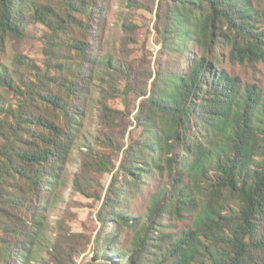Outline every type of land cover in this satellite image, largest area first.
<instances>
[{
	"label": "trees",
	"instance_id": "1",
	"mask_svg": "<svg viewBox=\"0 0 264 264\" xmlns=\"http://www.w3.org/2000/svg\"><path fill=\"white\" fill-rule=\"evenodd\" d=\"M46 1L0 0V40L24 38L28 24L35 22L51 31V53H74V60L58 59L34 79L25 77L21 68L37 67L19 53L13 66H0V264H75L73 244L81 236L61 222L49 243L42 227L32 229L29 213L31 203L41 200V187L54 183L56 165L66 151L65 134L75 114L72 100L81 95L77 88L90 58L89 28L100 0ZM256 14L244 0H166L160 30L164 47L178 39L182 51V43L195 35L201 54L189 60L185 72H158L150 90L135 92L140 99L136 124L147 128L152 115L159 114L161 128L153 133L148 129L147 140L129 145L118 169L123 174L145 170L138 164L148 167L146 160H136L135 153L147 149L154 154L151 167L160 170L163 161L172 181L154 196L128 262L121 264L140 263L149 253L150 236L165 213L176 218L193 213L194 218L178 234L159 230V240L167 245L150 264H264V102L257 85L242 87L237 77L211 63L224 41L239 61L264 58V28L256 25ZM123 28L134 33L136 25L124 23ZM100 65L105 74L125 81V95L135 91L133 75L124 65L111 57ZM122 117L102 101L101 125L114 129ZM122 148L115 138L97 135L95 145L82 153L74 190L100 200L95 177L113 169L109 152ZM186 171L188 183L183 181ZM116 181L102 199L104 229L131 224L117 211ZM108 234L98 237L96 246L102 249L103 243L116 240ZM38 252L47 257L36 256ZM107 252L103 249L102 256Z\"/></svg>",
	"mask_w": 264,
	"mask_h": 264
},
{
	"label": "rangeland",
	"instance_id": "2",
	"mask_svg": "<svg viewBox=\"0 0 264 264\" xmlns=\"http://www.w3.org/2000/svg\"><path fill=\"white\" fill-rule=\"evenodd\" d=\"M244 1L248 2L250 8L257 13L256 25L264 28V0ZM35 2L48 3L46 0H35ZM50 3L56 4V2ZM165 8L166 0H100L97 13L91 22L88 42L90 58L84 65L82 79L77 88L81 90V95L72 100L75 114L73 127L65 134L66 151L56 165L57 169L54 173L56 179L52 181L54 183H47L41 187V200L31 203L32 210L29 213V220L33 223L32 229L37 230L38 226L42 227L44 240H48L49 243L57 234L61 222L65 224V228L81 234L73 244L76 249L75 264L128 262L132 253L131 243L142 229L154 196L164 192L172 181V174L165 168L163 161H160V170L151 167L149 157H154V154H150L147 149L138 148L135 153L136 160H146L148 167H145L141 161L138 164L146 168L145 170H130L127 174H123L118 169L124 150L129 145L147 140L148 129L153 133L161 128L159 114L152 115L147 128L136 124L134 116L140 99L136 97L135 92L150 90L152 80L158 72L173 74L185 72L189 60L201 54L195 35L182 43L181 46L184 48L182 51L178 49L180 47L178 39H175L169 49L164 47L160 30ZM124 23L135 24L134 33L124 30ZM50 34L51 31L42 24L30 22L24 38L14 39L5 36L0 40V66H13V56L19 53L37 67L21 68L25 77L34 79L45 75L48 71L47 67L58 59L74 60L72 56L74 53L70 55L64 49L59 52L53 49L54 51L50 52L53 46L48 42ZM109 57L113 62L124 65V68L133 75L132 90L135 91L125 95L122 92L126 85L125 81L119 79V76H109L104 73L105 67L100 63ZM211 57L212 64L216 61L218 68L237 77L242 87L248 84L257 85L264 102V58L252 62L239 61L231 56V45L226 41L217 46ZM50 72L56 74L54 68ZM103 94L107 97L104 98ZM102 101H106L111 108L123 113L122 121L118 122L114 129L100 124ZM103 133L118 140L123 148L109 152L114 164L113 169L96 175L93 187L101 195V199L97 200L95 197L77 192L73 184L74 177L80 170L82 153L88 150L89 146L95 145L96 136L103 137ZM98 149L102 148L98 146ZM160 158L163 159V155ZM114 179L117 180L120 188L117 211L131 219L130 225L118 223L117 230L110 224L104 229L99 217L102 199ZM183 181L189 182L187 171L183 174ZM193 218V213H186L183 218H176L168 213L163 214L159 225L150 236L152 244L149 253L145 254L137 264L152 263L153 258H157L160 251L165 248L167 242L159 240V235H162L160 231L163 234H178L191 225ZM107 234L116 235V240L109 244L103 243L102 249L96 246V239ZM106 248L109 252L105 258L102 252ZM115 252H118L117 256ZM38 255L47 257L44 252H38L36 256ZM33 264L37 262L33 261Z\"/></svg>",
	"mask_w": 264,
	"mask_h": 264
}]
</instances>
